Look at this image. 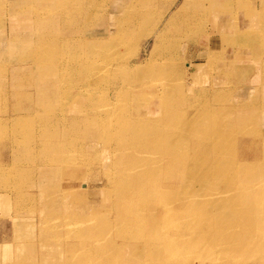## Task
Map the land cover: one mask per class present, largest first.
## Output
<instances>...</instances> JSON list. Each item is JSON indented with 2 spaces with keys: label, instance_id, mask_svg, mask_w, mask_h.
<instances>
[{
  "label": "rangeland",
  "instance_id": "obj_1",
  "mask_svg": "<svg viewBox=\"0 0 264 264\" xmlns=\"http://www.w3.org/2000/svg\"><path fill=\"white\" fill-rule=\"evenodd\" d=\"M263 57L264 0H0V264H264Z\"/></svg>",
  "mask_w": 264,
  "mask_h": 264
},
{
  "label": "bare ground",
  "instance_id": "obj_2",
  "mask_svg": "<svg viewBox=\"0 0 264 264\" xmlns=\"http://www.w3.org/2000/svg\"><path fill=\"white\" fill-rule=\"evenodd\" d=\"M60 1V0H59ZM190 0H185V2H186V4L189 2ZM58 2V1H57ZM69 2V1H68ZM63 3V2H62ZM65 4V3H64ZM66 5V4H65ZM69 6V5H68ZM198 6L201 8V11H204L205 12V4L204 3H198ZM80 7V6H79ZM82 7V6H81ZM63 8H65V7H63ZM212 11V10H211ZM66 12V11H65ZM213 12H215V14H214V16H219V14L221 13V10L219 9V8H217V7H215V10L213 9ZM54 14V13H53ZM52 14V15H53ZM199 14H201L200 13V11H199ZM197 15L196 17H200V15ZM58 15V14H57ZM54 16V15H53ZM52 17V16H51ZM196 17H193V18H191L190 19V22L191 23H193V24H197V25H199V26H197L198 28H200V26H201V28L203 27V22H202V18L200 17V18H196ZM205 21V20H204ZM203 23V24H202ZM202 24V25H201ZM205 25V24H204ZM216 29H218V30H221L220 29V27H218V25L216 24ZM238 28V27H237ZM162 30H164V28L162 29ZM245 32V31H244ZM251 35V34H250ZM45 38V37H44ZM48 38V37H47ZM75 38V37H74ZM52 39V38H51ZM247 39V38H246ZM73 41V40H72ZM97 42V41H96ZM63 43V42H62ZM73 43V42H72ZM64 44V43H63ZM51 45V44H50ZM96 45V44H95ZM156 46H158V44H156ZM59 47V46H58ZM71 47V46H70ZM95 48V47H94ZM210 48V47H209ZM52 49V48H51ZM71 51V50H70ZM96 51V50H95ZM140 51V50H139ZM84 52V51H83ZM61 53V52H60ZM66 53V52H65ZM74 53V52H73ZM72 53V54H73ZM67 54V53H66ZM53 55V54H52ZM202 56V55H201ZM215 55H214V53H211L210 55H209V58L208 59H206L205 61L204 60H202V61H199V62H191L190 64L188 63L187 65L188 66H194V72L192 73V75L194 76V77H198L200 74H202V73H204L205 72V70H206V65L209 63H212V61H213V57H214ZM64 57V56H63ZM67 57V56H66ZM57 58V57H56ZM264 58V57H263ZM58 59V58H57ZM48 60L51 62V60L48 58ZM74 60V59H73ZM102 60V59H101ZM106 60V59H105ZM200 60V59H199ZM57 61V60H56ZM61 61V60H60ZM167 62V61H166ZM102 63V62H101ZM149 63V64H148ZM164 63V62H163ZM90 64H92L91 62H90ZM151 63H150V60H148L147 58H144V59H142V60H138L137 62H133V65H131V67H129L126 71H128V72H134V73H136L137 71H138V75L139 74H142L141 73V67L143 66V68H147V65H150ZM108 65V64H107ZM162 65H164V64H162ZM153 66H154V68H155V65L153 64ZM158 66V65H157ZM230 66V65H229ZM139 68H141V69H139ZM160 68V67H159ZM158 68V69H159ZM162 68V67H161ZM221 68V67H220ZM228 70V69H227ZM145 71V70H144ZM143 71V72H144ZM157 71L158 70H156V73H157ZM152 72V70L150 69H148V72L147 73H143V75H145V76H147V74H149V73H151ZM159 72V71H158ZM161 72V71H160ZM159 72V73H160ZM166 72V71H165ZM254 72V71H253ZM258 72V71H257ZM236 73V72H235ZM154 74H155V72H154ZM161 74V73H160ZM158 75V74H157ZM160 76V75H159ZM239 76V75H238ZM246 76V75H245ZM83 77V76H82ZM156 77H158V76H156ZM159 78V77H158ZM175 79V78H174ZM179 79V78H178ZM158 80H160V79H158ZM246 80V79H245ZM262 80V79H261ZM142 81V80H141ZM157 81V80H156ZM153 82V81H152ZM157 82H161V81H157ZM170 83V82H169ZM177 83V82H176ZM259 83V82H258ZM141 86H143V87H145L146 85H150L151 84V82H145V81H142L141 82ZM152 84H156V83H152ZM171 84V83H170ZM243 84V83H242ZM153 85V86H154ZM176 85V84H175ZM258 85V84H257ZM174 86V85H173ZM233 86H235V85H233ZM245 86V85H244ZM263 87V86H262ZM111 88V87H110ZM100 89V88H99ZM175 89V88H174ZM202 89H204V88H202ZM208 89H213V86L211 87V86H209V88ZM244 89V88H243ZM95 90V89H94ZM169 90V89H168ZM172 91V90H171ZM256 91V90H255ZM107 92V91H106ZM249 93V92H248ZM134 94V93H133ZM152 94V92H150V91H147V90H144L143 88L139 91V92H135V103H136V107L137 106H141V108L143 109H140L141 111H147V109L149 108L148 107V102L146 101V100H144L143 98H146V97H149L150 95ZM208 94V93H207ZM219 94V93H218ZM227 94V93H226ZM229 94V93H228ZM262 94L264 95V93L262 92ZM82 95V94H81ZM230 95V94H229ZM240 95V94H239ZM262 95V96H263ZM92 96V95H91ZM93 97V96H92ZM224 97V96H223ZM257 97V96H256ZM259 97V96H258ZM230 98V97H229ZM244 98V97H243ZM142 99V100H141ZM263 99V98H262ZM197 100V99H196ZM253 100V99H252ZM99 101H101V100H99ZM178 101V100H177ZM182 104V103H181ZM244 104V103H243ZM226 105V104H225ZM251 105V104H250ZM46 106V105H45ZM100 106V105H99ZM101 107V106H100ZM227 107V106H226ZM132 108V107H131ZM232 108V107H231ZM163 109H165L164 107H162V109L160 108V110H163ZM230 109V108H229ZM233 109H235V108H233ZM138 110V109H137ZM212 110V109H211ZM238 110H240V109H238ZM126 111V110H125ZM128 111V110H127ZM130 111V110H129ZM136 111V110H135ZM227 111V110H226ZM225 111V112H226ZM206 113V112H205ZM241 113L242 112H237V113H235V117L237 118V119H240V120H242V118L244 117L243 115H241ZM229 114V113H228ZM246 114V113H245ZM256 114V113H255ZM250 117V116H249ZM259 117V116H258ZM200 118V117H199ZM232 118V117H231ZM230 119V118H229ZM248 120V119H247ZM203 121V120H202ZM254 121V120H253ZM245 122V121H244ZM154 123V122H153ZM208 123V122H207ZM243 123V122H242ZM242 123H239V124H242ZM156 124V123H155ZM154 124V125H155ZM158 124H159V122H158ZM209 124V123H208ZM236 124H238V123H236ZM244 124V123H243ZM139 125L140 126H142V127H144L145 125H147L146 124V122L144 123L143 121H139ZM198 125V124H197ZM224 125V124H223ZM222 125V126H223ZM43 126H44V124H43ZM204 126V125H203ZM202 126V127H203ZM237 126V125H236ZM135 127H137L136 125H135ZM135 127H133V128H135ZM150 127H152V125L150 126ZM245 127H246V125H245ZM146 128H149V127H146ZM222 128V127H221ZM51 129V128H50ZM236 129V128H235ZM250 129H251V127H250ZM258 129V128H257ZM52 130V129H51ZM146 130V129H145ZM169 130V129H168ZM167 130V131H168ZM203 130V129H202ZM209 130H211L210 128H209ZM217 130H218V128H217ZM242 130V129H241ZM47 131H48V129H47ZM204 131V130H203ZM212 131V130H211ZM244 131V130H243ZM252 132V131H251ZM254 132V131H253ZM51 133V132H50ZM195 133L196 134H200L199 132H198V130H196L195 131ZM204 133V132H203ZM222 134V132H220V134H219V136L217 135V136H215L214 138H208L209 139V141H211V144H210V147H211V150L212 151H214V152H217V151H219L220 152V155H223V153L227 150V143L228 142H230L231 141V138L229 139L230 141H228V140H226V139H224V138H221L220 136H222L221 135ZM254 134H255V132H254ZM258 134V133H257ZM256 134V135H257ZM54 135V134H53ZM204 135V134H203ZM205 135H206V133H205ZM247 135V134H246ZM245 135V136H246ZM255 135V136H256ZM264 135V134H263ZM228 136V135H227ZM212 137V136H211ZM232 137H233V135H232ZM238 137V136H237ZM261 137V136H260ZM255 139V138H254ZM259 139V138H258ZM233 140H234V138H233ZM61 141V140H60ZM62 142V141H61ZM232 143V142H231ZM256 143V142H255ZM57 144H59V143H57ZM236 144V143H235ZM244 144V143H243ZM254 144V143H253ZM259 144V143H258ZM148 145V144H147ZM248 145H250V142H249V144ZM229 146V145H228ZM243 146V145H242ZM59 147V146H58ZM97 147V146H96ZM154 147V146H153ZM236 147V146H235ZM251 147V146H250ZM256 147V146H255ZM123 150L126 152V150H127V148L129 149L130 148V145H124L123 146ZM149 148V147H148ZM244 148V147H243ZM151 149H152V147H151ZM253 149V148H252ZM264 150V149H263ZM63 151H64V149H63ZM144 151V150H143ZM151 151V150H150ZM167 151V150H166ZM257 151V150H256ZM259 151V150H258ZM257 151V152H258ZM61 152V151H60ZM234 152V151H233ZM148 153H149V151H148ZM147 153V154H148ZM247 153V152H246ZM264 153V152H263ZM153 154V153H152ZM160 154V153H159ZM225 154V153H224ZM236 154V153H235ZM258 154V153H257ZM155 155V154H154ZM253 156V155H252ZM260 156H262V155H260ZM154 157V156H153ZM196 157V156H195ZM197 157H198V155H197ZM219 158V157H218ZM251 158V157H250ZM255 158V160L258 158L257 156L255 157V156H253V159ZM252 160V159H251ZM240 162V161H239ZM246 162V161H245ZM246 165H248L247 163H245V164H243V166L245 167ZM256 165V164H255ZM94 166V165H93ZM87 167V166H86ZM261 167H263V171H264V161H263V163H262V166ZM80 168V167H79ZM92 168V167H91ZM259 168V167H258ZM48 170H50V169H48ZM236 170V169H235ZM46 171V170H45ZM256 171V170H255ZM231 172V171H230ZM166 173V172H165ZM234 173V172H233ZM232 173V174H233ZM256 173V172H255ZM168 174V173H167ZM186 175V174H185ZM184 175V176H185ZM191 175V174H190ZM189 175V176H190ZM259 175V174H258ZM159 176V175H158ZM192 176V175H191ZM232 176V175H231ZM238 176V175H237ZM160 177V176H159ZM168 177V176H167ZM183 177V176H182ZM181 177V178H182ZM186 177H188V176H185L184 178H186ZM162 178V177H161ZM178 178V177H177ZM184 178H183V180H184ZM189 178V177H188ZM171 179V178H170ZM192 179H195V178H192ZM191 179V180H192ZM182 180V181H183ZM233 180H234V177H233ZM181 181V182H182ZM188 181V180H187ZM166 182V181H165ZM262 182V181H261ZM261 182L260 183H258V182H255L254 184H251V181H243V182H241L243 185H242V187H241V189H242V192L240 193V195H239V197H241L240 199H242V201L244 200V198L245 197H248V198H250V196L252 195V192H251V190H250V186L252 187V189L254 190V192H256L257 194H256V197H258V195H259V193L261 192V194H263L264 193V190H263V187L262 188H260L261 186H260V184H261ZM108 183V182H107ZM158 183V182H157ZM184 183H186L185 181H184ZM110 184V183H109ZM168 184H170V183H168ZM180 184V183H179ZM50 186V185H49ZM168 186V185H167ZM260 186V187H259ZM185 187V186H184ZM230 188V187H229ZM222 189H224V188H222ZM221 190V189H220ZM202 192H204V190L202 191ZM234 192V191H233ZM123 193V192H122ZM125 193V192H124ZM180 193V192H179ZM184 194V193H183ZM203 194V193H202ZM201 194L199 193V194H194L193 195V199L194 200H197V198H201V196H200ZM262 196V195H261ZM179 198V197H178ZM219 198V197H218ZM229 198V197H228ZM53 199V198H52ZM181 199V198H180ZM239 199V198H238ZM183 200H185V198H183ZM218 200V199H217ZM264 201V200H263ZM132 202V201H131ZM119 203V202H118ZM56 204V203H55ZM235 204V203H234ZM179 205V204H178ZM182 205V204H181ZM175 206V205H174ZM180 206V205H179ZM247 206V205H246ZM112 207V206H111ZM182 207V206H181ZM227 207V206H226ZM245 207V206H244ZM249 207H251V206H249ZM24 208V207H23ZM29 208V207H28ZM117 208V207H116ZM179 208V207H178ZM113 209V208H112ZM260 209H262V208H260ZM137 210V209H136ZM185 210V209H184ZM183 210V211H184ZM129 211H130V209H129ZM141 212V211H140ZM153 212V211H152ZM117 213V212H116ZM131 213H133V212H131ZM248 214V217H249V222H250V224H255V226L253 227V225H252V227L253 228H255V229H257V225H258V221H261V220H264V211H262L260 214H258V213H254V215H253V213L252 212H250V213H247ZM71 215V214H70ZM133 216V215H132ZM202 216V215H201ZM16 217H17V215H16ZM60 217V216H59ZM124 217V216H123ZM71 218V219H70ZM117 218H118V216H117ZM211 218V217H210ZM59 220V219H58ZM76 220V216H71V217H69V218H67V220H66V223L67 222H70V221H75ZM179 220V219H178ZM177 221V220H176ZM176 221H175V223H176ZM204 221V220H203ZM187 222V221H186ZM206 222V221H205ZM30 223V222H29ZM257 223V224H256ZM207 224V223H206ZM61 225V224H60ZM64 225V224H63ZM218 225V224H217ZM216 227V226H215ZM65 229V228H64ZM210 229V228H209ZM208 229V230H209ZM169 230V229H168ZM173 231V230H172ZM193 231H195V229L193 230ZM187 232V231H186ZM197 232V231H196ZM207 232V231H206ZM261 232V231H260ZM179 233V232H178ZM198 233H199V231H198ZM170 234V233H169ZM199 235H200V233H199ZM198 235V236H199ZM238 235V234H237ZM251 236V235H250ZM260 236V235H259ZM181 238V237H180ZM227 238H229V237H225L224 239H227ZM179 239V238H178ZM199 239V238H198ZM201 239V241H202V239L203 238H200ZM237 239V238H236ZM255 239H257L256 237H255ZM254 239V240H255ZM240 240V239H239ZM238 240V241H239ZM253 240V241H254ZM178 241V240H177ZM116 242V241H115ZM176 242V241H175ZM204 242V241H203ZM221 242V241H220ZM25 243V242H24ZM171 243V242H170ZM206 243V242H205ZM259 243H260V241H259ZM200 244V243H199ZM204 244V243H203ZM225 244V243H224ZM248 244V243H247ZM249 244H250V242H249ZM239 245V244H238ZM244 245V244H243ZM252 246H254V244L252 243L251 244ZM263 244H261V246H262ZM94 246V245H93ZM97 246V245H96ZM250 246V245H249ZM98 247V246H97ZM196 247H197V245H196ZM209 247V246H208ZM207 247V248H208ZM214 247V246H213ZM256 247V246H255ZM263 247V246H262ZM205 248V247H204ZM210 248V247H209ZM218 248H220V247H218ZM247 248V247H246ZM249 248V247H248ZM258 248V247H257ZM95 249V248H94ZM93 249V250H94ZM194 249V248H193ZM83 250H84V248H83ZM261 250H263V249H261ZM204 251V250H203ZM200 252V251H199ZM260 252V251H259ZM202 253V252H201ZM205 253V252H204ZM40 254V253H39ZM133 254V253H132ZM195 254V253H194ZM215 254V253H214ZM237 254V253H236ZM249 254V253H248ZM260 254V253H259ZM193 255V254H192ZM220 255V254H219ZM218 255V256H219ZM229 255V254H228ZM231 255V254H230ZM261 255V254H260ZM129 256V255H128ZM135 256V255H134ZM209 256V255H208ZM263 256V255H262ZM43 257V256H42ZM197 257H199V256H197ZM206 257V256H205ZM230 257V256H229ZM250 257H252V256H250ZM258 257V256H257ZM136 258V257H135ZM223 258V257H222ZM222 258H221V260H222ZM175 259V258H174ZM195 259V258H194ZM209 259V258H208ZM210 259H211V257H210ZM253 259V258H252ZM188 260V259H187ZM203 260H204V258H203ZM134 261V260H133ZM196 261V260H195ZM214 261V260H213ZM122 262V261H121ZM137 262V261H136ZM184 262V261H183ZM199 262V261H198ZM203 262V261H202ZM210 262V261H209ZM248 262V261H247ZM16 263V262H15ZM175 263H176V261H175ZM194 263V262H193ZM29 264V263H28ZM36 264V263H35ZM178 264V263H177Z\"/></svg>",
  "mask_w": 264,
  "mask_h": 264
}]
</instances>
